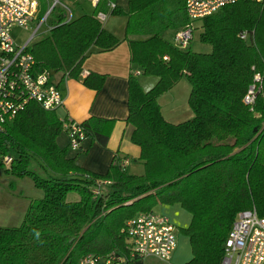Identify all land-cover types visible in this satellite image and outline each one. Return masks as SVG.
I'll return each mask as SVG.
<instances>
[{
  "label": "trees",
  "instance_id": "obj_1",
  "mask_svg": "<svg viewBox=\"0 0 264 264\" xmlns=\"http://www.w3.org/2000/svg\"><path fill=\"white\" fill-rule=\"evenodd\" d=\"M108 1L114 0H100L91 5L92 14L73 13L68 21L64 9L55 7L58 12L47 17L52 16L48 31L28 48L36 66L59 80L77 79L89 54L117 47L122 39L96 17L108 12ZM184 1L128 0L123 40L130 63L139 74L157 77L149 90L135 71L128 78L126 121L133 127L131 141L140 148L143 174L121 168L119 158L104 175L83 169L57 145L69 120L32 100L0 130V163L10 155L7 170L29 176L43 191L19 226H0V264H78L88 254H131L125 245L127 220L176 203L190 214L182 228L192 250L186 264H221L236 215L255 208L264 216V1L237 0L196 20L200 41L212 47L209 53L173 44V34L190 22ZM39 3L41 18L48 5ZM117 12V5L109 11ZM183 76L193 115L171 123L158 97ZM81 81L98 91L104 74L91 71ZM250 86L254 100L247 104ZM110 123L90 117L79 126L85 139L106 145ZM70 192L78 199L67 200Z\"/></svg>",
  "mask_w": 264,
  "mask_h": 264
},
{
  "label": "built area",
  "instance_id": "obj_2",
  "mask_svg": "<svg viewBox=\"0 0 264 264\" xmlns=\"http://www.w3.org/2000/svg\"><path fill=\"white\" fill-rule=\"evenodd\" d=\"M52 1V5H49ZM100 0H89L94 7ZM237 0H185V10L189 24L173 34V44L184 50L193 39L195 22L212 14L220 6ZM261 3L264 0H253ZM38 0H0V130L6 122L11 121L23 109L28 101L37 102L44 110H55L63 104V96L51 71L36 66L35 59L28 50L37 31L47 21L49 13L55 7H61L66 13V20L73 17V11L62 0H47V10L38 20ZM116 7L114 1L107 2L108 12ZM96 17L100 21L107 18V12L99 11ZM37 26L24 44L15 43L11 29L18 26L29 27L34 19ZM242 38L245 34L241 35ZM165 59L167 57H164ZM139 74V71H135ZM259 77L256 76V79ZM254 86H250L245 103L254 100ZM64 129L69 138V148L78 150L85 139L79 123L65 122ZM12 161L10 155L3 156L7 166ZM127 159L120 161V166L128 164ZM103 183H106L104 181ZM99 193V189L94 190ZM124 231L131 240L130 251L138 258L157 257L168 260L177 246L176 226L170 218L162 213L149 211L127 220ZM120 264L121 258L112 251L106 256L85 255L78 264ZM221 264H264V216L255 208L240 211L235 217L224 244Z\"/></svg>",
  "mask_w": 264,
  "mask_h": 264
},
{
  "label": "crops",
  "instance_id": "obj_3",
  "mask_svg": "<svg viewBox=\"0 0 264 264\" xmlns=\"http://www.w3.org/2000/svg\"><path fill=\"white\" fill-rule=\"evenodd\" d=\"M130 62L129 45L126 40H121L117 47L111 50L89 54L81 64L82 73L77 79L59 80L58 75L54 76L63 96V104L56 109L60 119L81 123L90 117H96L111 121L107 129L106 145H101L88 137L82 141L80 149L72 150L69 148V138L66 132L63 131L57 137V145L67 149L68 156L74 157L76 163L90 173L104 175L114 158L127 159L129 162L125 166L126 170L132 163L139 164L140 148L131 141L133 127L126 121L128 117V78L134 71H139V68ZM91 71L104 74L103 84L98 91L84 86L81 81ZM139 82L142 88H145L153 85L154 79H143ZM185 90L178 94L180 100H177L174 106L169 108L165 114L162 112L168 122L179 123L192 117L193 114L187 100L190 87L186 92ZM137 171L139 168L128 172L140 175ZM159 205L161 206L159 213L167 215L175 226L179 224L181 228H184L189 224L190 214L179 204ZM27 207H24L21 216L18 217V224L22 222ZM121 231L123 232V229ZM176 240L177 246L168 260L153 256L138 258L125 251L119 252L120 264H186L192 257L189 238L186 235L177 236L176 234ZM125 245L128 251L131 240L126 234ZM96 264L105 263L99 261Z\"/></svg>",
  "mask_w": 264,
  "mask_h": 264
},
{
  "label": "rangeland",
  "instance_id": "obj_4",
  "mask_svg": "<svg viewBox=\"0 0 264 264\" xmlns=\"http://www.w3.org/2000/svg\"><path fill=\"white\" fill-rule=\"evenodd\" d=\"M40 1V0H39ZM66 3L71 10L74 12V17H77L81 14H92L94 8L91 6L89 0H62ZM115 4L118 6L117 13H109L107 10V18L102 21L103 27L111 32L115 37L119 40H123L125 38V29H126V22L127 16L126 12L128 10V0H114ZM52 1H49V5H52ZM54 12H58V8L54 10ZM53 12V13H54ZM38 16V15H37ZM52 16H50L46 22H43L42 26L37 31L34 39L35 41L41 38L43 35L46 34L48 31L50 24H51ZM39 20V17H38ZM37 18L34 19L31 23H29V27L27 29L14 26L11 29V35L16 44L21 45L26 42L33 33L34 29L38 23ZM199 22H195V30L193 39L190 42V49L194 52H202V53H209L212 50V47L209 46L207 43H203L199 39V29L197 28ZM171 33L167 32L165 34L166 38L171 39ZM138 80L143 79H154V84L157 81V77L154 75H149L142 73L137 77ZM153 84V85H154ZM153 85L149 87L143 88L144 90H149ZM189 83L185 76H183L173 88L167 90L163 93V95L158 97V102L160 105L161 113L164 114L166 111L175 105L177 100H180L178 97L179 93H182L183 90L187 91L189 87ZM190 93V90H189ZM163 110V111H162ZM9 166L0 163V226L4 227H13L19 226L18 224V217L21 216V212L25 206L29 207V204L33 201H36L43 197V191L36 187L33 180L25 175V176H17L7 170ZM137 174L144 173V165L141 161L138 163H132L127 171L130 170H138ZM67 200L73 201L78 199V195L75 192H70L66 196ZM27 207V209H28ZM153 210L155 212H161V206L156 205L153 206ZM27 212V210H26ZM237 216V215H236ZM176 234L178 235H185L182 232L181 226L178 224L176 225Z\"/></svg>",
  "mask_w": 264,
  "mask_h": 264
}]
</instances>
